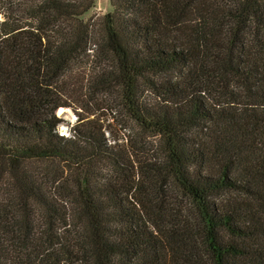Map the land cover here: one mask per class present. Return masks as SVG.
Segmentation results:
<instances>
[{
    "label": "trees",
    "instance_id": "16d2710c",
    "mask_svg": "<svg viewBox=\"0 0 264 264\" xmlns=\"http://www.w3.org/2000/svg\"><path fill=\"white\" fill-rule=\"evenodd\" d=\"M93 3L0 0V264H264V0H109L96 40ZM92 44L114 59L98 83L162 140L161 161L129 160L95 121L58 133L63 78ZM148 169L187 211L149 205Z\"/></svg>",
    "mask_w": 264,
    "mask_h": 264
},
{
    "label": "rangeland",
    "instance_id": "374dc122",
    "mask_svg": "<svg viewBox=\"0 0 264 264\" xmlns=\"http://www.w3.org/2000/svg\"><path fill=\"white\" fill-rule=\"evenodd\" d=\"M111 9L109 0H94L92 7L83 14L82 19L90 24L93 40L101 37L102 16ZM81 60L63 78V83L69 85V89L67 92L60 91L61 101L65 105L59 106L55 110L59 119L58 133L68 136L75 123L95 121L102 127L107 143L124 150L129 160L136 161L135 159L139 158L144 161H155V163L161 161L163 155L162 140L152 132L143 129L130 117L121 105L118 86L113 82L106 85L98 83L99 78H105L106 73L114 71L112 55L101 49L96 50L95 45L92 44ZM148 77L152 81L160 79V76L154 74ZM138 94L141 100H147L145 97L150 93L144 89ZM40 170L49 178L61 179L67 176V172H69L68 167L58 161L42 163ZM148 170L144 177L145 182L142 181L141 183L145 188V193H150L151 197L156 198L149 199V205L165 200L166 203H180L185 206V211H187V198L181 194L174 181L166 173L155 172L154 175L151 170ZM100 171L106 177L115 178L118 181L123 176V171L119 172L118 169L112 168L106 163L102 164ZM126 184V187L131 188L130 195L132 197V190L136 185L131 181ZM71 186L70 182H66L64 185L62 183L58 191L66 192Z\"/></svg>",
    "mask_w": 264,
    "mask_h": 264
}]
</instances>
